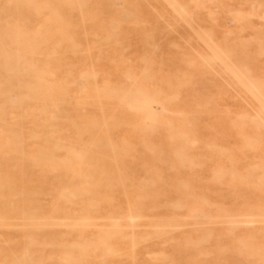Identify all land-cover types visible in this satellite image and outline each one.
I'll list each match as a JSON object with an SVG mask.
<instances>
[{
  "label": "rangeland",
  "instance_id": "1",
  "mask_svg": "<svg viewBox=\"0 0 264 264\" xmlns=\"http://www.w3.org/2000/svg\"><path fill=\"white\" fill-rule=\"evenodd\" d=\"M165 263L264 264V0H0V264Z\"/></svg>",
  "mask_w": 264,
  "mask_h": 264
},
{
  "label": "bare ground",
  "instance_id": "2",
  "mask_svg": "<svg viewBox=\"0 0 264 264\" xmlns=\"http://www.w3.org/2000/svg\"><path fill=\"white\" fill-rule=\"evenodd\" d=\"M167 4H168V3H167ZM170 5H171V4H170ZM175 12H176V10H175ZM179 16H180V15H179ZM180 18H181V17H180ZM187 25H188V24H187ZM169 28H170V27H169ZM194 32H195V31H194ZM194 34H195V33H194ZM203 45H204V44H203ZM173 46H174V44H173ZM174 47H175V46H174ZM206 47H207V46H206ZM175 48L177 49V47H175ZM207 49H208V48H207ZM210 53H211V52H210ZM212 55H214V54H212ZM213 57H214V56H213ZM214 58H216V57H214ZM203 61H204V60H203ZM218 61H219V60H218ZM219 63H220V62H219ZM221 63H222V62H221ZM221 65H222V64H221ZM222 66H223V65H222ZM232 66H233V65H232ZM232 66H231V68H232ZM228 67H229V66H228ZM233 68H234V66H233ZM225 69H227L226 66H225ZM232 70H233V69H231L230 71L232 72ZM227 71H228V70H227ZM233 72H234V71H233ZM235 72H238V71H235ZM231 74H232V73H231ZM242 75H243V74H242ZM232 76H233V75H232ZM243 76H244V75H243ZM234 79H235V77H234ZM244 79H246V78L243 77V80H244ZM235 80H237V79H235ZM247 81H248V80H247ZM225 83H226V82H225ZM238 83H239V82H238ZM251 84H252V83H250V85H251ZM240 85L242 86V84H240ZM246 85H247V84H245V86H246ZM248 85H249V81H248ZM253 86H254V85H253ZM253 86H251V87H253ZM254 87H255V86H254ZM244 89H245V88H244ZM255 90H256V89H255ZM245 91H246V90H245ZM196 107H197V106H196ZM255 114H256V113H255ZM258 117H259V116H258ZM230 120H231V119H230ZM41 125H42V124H41ZM105 126H106V125H105ZM237 132H238V131H237ZM255 141H256V140H255ZM253 142H254V141H253ZM195 144H196V143H195ZM192 145H193V144H192ZM256 145H257V142H256ZM64 149H65V148H64ZM222 149H223V148H222ZM243 149H244V148H243ZM223 150H224V149H223ZM224 151H225V150H224ZM108 158H109V157H108ZM111 160H112V159H111ZM111 160H110V161H111ZM110 161H109V162H110ZM229 162H230V161H229ZM111 164H112V162H111ZM256 164H257V163H256ZM258 165H259V164H258ZM255 167H256V165H255ZM256 168H257V167H256ZM261 168H263V167H260V169H261ZM106 169H107V168H106ZM105 171H106V170H105ZM240 174H241V173H240ZM241 175H242V174H241ZM119 178H120V180H121L120 175H119ZM103 179H104V178H103ZM100 180H101V178H100ZM121 181H122V180H121ZM246 182H247V181H246ZM252 183H253V182H252ZM253 185L255 186V184H253ZM130 188H132V187H130ZM134 189H135V188H134ZM28 206H29V205H28ZM30 206H31V205H30ZM30 213H31V212H30ZM176 216H177V215H176ZM31 217H32V216H31ZM103 217H104V216H103ZM103 217H102V218H103ZM177 217H178V216H177ZM252 217H253V216H252ZM117 219H118V218H117ZM117 219H116V220H117ZM128 219H129V218H128ZM136 219H137V218H136ZM108 220H109V219H107V221H108ZM129 220H131V219H129ZM78 221H79V220H78ZM82 221H83V220H82ZM104 221H105V220H104ZM131 222H132V220H131ZM254 222H255V221H254ZM71 225H72V224H71ZM174 226H175V224H174ZM175 227H176V226H175ZM52 228H53V226H52ZM71 228H73V227H71ZM74 228H75V227H74ZM74 228H73V229H74ZM112 228H113V227H112ZM131 228H132V227H131ZM13 229H14V228H13ZM174 229H175V228H174ZM132 234H133V231H132ZM130 236H131V235H130ZM133 237H134V235H133ZM23 238H24V237H23ZM28 238H29V237H28ZM24 239H25V238H24ZM30 240H31V238H30ZM133 242H134V241H133ZM136 243H137V242H136ZM136 243H135V245H136ZM54 245H55V244H54ZM78 245H79V244H78ZM96 247H97V246H96ZM132 251H133V250H132ZM132 251H131V252H132ZM30 252H31V251H30ZM115 252H116V251H115ZM115 252H114V253H115ZM135 253H136V252H135ZM114 255H115V254H114ZM134 255H135V254H134ZM156 255H158V254H156ZM31 256H32V255H31ZM161 257H162V256H161ZM40 258H41V257H40ZM40 258H39V259H40ZM71 258H72V257H71ZM158 258H159V257H158ZM71 260L73 261V259H71ZM118 260H119V259H118ZM160 260H161V259H160ZM164 262H165V261H164ZM165 264H166V263H165Z\"/></svg>",
  "mask_w": 264,
  "mask_h": 264
}]
</instances>
